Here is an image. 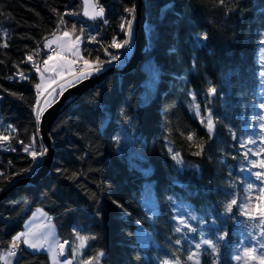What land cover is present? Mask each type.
Segmentation results:
<instances>
[{"label": "trees", "instance_id": "1", "mask_svg": "<svg viewBox=\"0 0 264 264\" xmlns=\"http://www.w3.org/2000/svg\"><path fill=\"white\" fill-rule=\"evenodd\" d=\"M93 2L104 9L103 18L81 14V0H0V136L8 137L0 143V194L39 166L40 156L33 162L23 149L33 136L37 151L42 144L35 118L38 91L45 94L44 108L59 97L46 106L52 90L35 87L41 79L33 63L43 69L52 54L44 47L46 40L66 31L79 38L80 55L90 62L97 56L108 59L105 49L113 55L121 51L110 44L114 37L125 38L121 24L131 19L125 9L137 0ZM145 3L148 54L129 73L102 79L58 117L50 131L55 155L48 175L12 188L0 202V256L34 211H42L51 216L61 245H67L71 264H86L92 257H97L93 264H163L174 256L179 264H196L197 258L199 264H260L264 236L259 217L249 219L238 208L247 203L251 211L248 184L257 181L255 172L264 171L251 163L264 160L259 152L264 83L258 75L264 71V0ZM194 33H207L208 39L196 46ZM29 55L33 61H27ZM82 67L78 62L75 71ZM209 86L217 89L215 96L208 94ZM199 146L202 154L194 155ZM175 152L183 165L172 159ZM149 192L156 211L145 199ZM233 198L237 205L226 213ZM177 216L197 231L179 224ZM77 232L88 237L78 253ZM200 232L218 252L202 245L190 261ZM253 246L256 251L246 256L244 249ZM15 257L14 264L51 261L47 253L22 247Z\"/></svg>", "mask_w": 264, "mask_h": 264}, {"label": "snow or ice", "instance_id": "2", "mask_svg": "<svg viewBox=\"0 0 264 264\" xmlns=\"http://www.w3.org/2000/svg\"><path fill=\"white\" fill-rule=\"evenodd\" d=\"M85 2L87 3V0H85ZM225 2V0H219V3L221 5H223ZM125 11L127 13L130 14L131 19H125L124 23L121 24V31L124 32L125 34V38L122 41H118L115 37L112 39L110 47L111 48H115V49H123L126 46L130 47L131 46V41H132V36H133V22L135 20V6L131 7V8H126ZM85 15H88L87 12H85ZM104 16V9L103 8H99L98 10L94 9V12L92 14V19H96V18H103ZM105 23H107V21H104ZM60 23L63 24V18L61 17ZM75 26H73L74 28ZM69 35L68 32H63V36L67 37ZM59 39V37H57V40ZM94 39V38H93ZM208 39V35L207 33H194L193 34V40L196 44V46H201L203 41H206ZM56 43V40H49L46 42V44L44 45L45 48H51L52 45ZM79 43L80 40L79 38H77V40L71 44H69L67 46L68 50L72 51V54L74 57H77L78 59H69L66 56L63 55L62 52H57V51H53L51 55H47V59H45L43 61V69H41V67L38 64L33 63V67L35 68V71L37 73L40 74V79L41 81L44 80V74L45 72H53L55 73V77L53 79H51L46 86L43 87L42 89V84L38 83L35 85L37 90H41L43 92H49V89H52L51 92H49V95H52L53 97L55 95H60L62 96L64 91L66 90L67 86H75L77 83L82 82L84 79H88L90 78L93 74H97L100 73L101 71H103L105 69V65H110L111 63H113L114 61H119L120 60V56L118 55H113L111 53H109L107 51V49H105V55L107 57H109L106 60H100V57L97 56L95 57V59L93 61H89L87 59L84 58V56L80 55L79 52ZM262 43H264V41H262ZM4 47H7V43H4L3 45ZM59 46V45H58ZM262 51V61H264V48L261 49ZM27 61H33V56L29 55L27 56ZM55 61V62H54ZM83 62V67L77 72V71H73V67L78 63V62ZM262 69H264V63L261 64ZM60 69H65L67 71V76L69 77H75L74 80H68L67 82V86L63 83H60L61 81H65L66 80V75H65V71L64 70H60ZM20 77L22 79H27V77L24 76L23 73L19 74ZM258 75L262 78V83H264V71H261L260 73H258ZM11 79V77H10ZM60 83V87H59V91L57 92L56 89L52 88V85L54 84H58ZM207 92L209 95L211 96H215L217 94V89L213 86H209L207 89ZM42 94L40 91H38V96ZM13 95H15L13 93ZM193 99H195V94L192 93L191 94ZM45 105H48V101H45ZM261 108H264V103L260 104ZM197 108V114H199V105L196 106ZM45 111L44 107H40V103L39 100H37L36 103V111H35V118L37 121H39V119L41 118V116L43 115ZM261 120H264V116H261ZM201 123H204V120H201ZM206 128L207 131L209 133V135L211 136L214 133V123H213V119H212V113H211V109H208V115H207V122H206ZM260 128L262 130H264V123L260 124ZM261 139L264 140V131L261 132ZM189 140H192L193 137L190 135L188 136ZM8 137L7 136H0V143H3L4 141H7ZM36 140V137L33 136V142ZM20 143H23L22 141H20ZM248 143H255L254 139H249ZM241 145L243 146V142H241ZM200 147V151H197L194 153V155H201L202 151H203V146H199ZM25 152H28L29 155L32 157L33 162H36L37 157L38 156H43L46 152L47 149L44 148L42 145L39 149V151H37L32 144L30 145H25L24 149ZM170 153L173 151L171 148H169L168 150ZM261 152H264V148L261 149ZM259 155V153H257ZM248 153H245V156H247ZM172 159L176 162L177 165H183L184 161L180 155L179 152H175L172 155ZM251 163L254 166H258L260 169H264V160H261L259 162V164H257V162L255 160L251 161ZM254 177L256 180L264 182V171H257L254 173ZM253 187V185L251 183L248 184V189L251 190ZM260 192H261V197H258V199H262L264 200V187L260 188ZM115 203V202H114ZM237 205V199L233 198L231 199L230 203H228L225 207V212L226 213H232L233 211V206ZM120 207H122V205H118ZM176 207L178 209H182L183 206L182 205H176ZM259 208V213H258V217H259V224L262 226V230H261V236H264V204H260L258 205ZM151 210V209H150ZM238 211L244 215L249 217V219L255 220L257 217L255 214H253L251 211L248 210V204L245 203L243 205H240L238 208ZM99 214V213H98ZM183 215V213H182ZM176 219L178 220L179 224L183 225L184 227H187L190 229V231L192 232H196L197 229L191 228V225L187 224L186 220L181 218V216H177ZM192 219H196L195 216H192ZM175 231L177 233H180L182 231L181 227H176ZM31 236V232L29 233H24L21 232L19 234H17L16 236H14L12 238L11 241V245L10 248L8 250L7 256L8 257H14L17 254V250L19 249V243L22 238H23V243L25 245H27L29 248L32 249H40L43 247V244H41L39 241L37 240H32L29 239L28 237ZM76 236L78 238V240L80 241L79 243V247L83 248L85 246V242L87 241L88 237L87 236H82L79 234V232L76 233ZM227 236V233H224L223 236L220 237V239H224ZM93 239L95 237H92ZM65 243H67V241H65ZM175 244L180 245L181 244V240L177 239L175 241ZM202 245H207L209 249H211L212 253H217L218 252V246L213 242V240L211 239H205L204 238V234L203 232H200V242L195 244V249L197 250L196 252H191L188 256L187 259L188 260H193L194 257H197ZM61 247V254H63V245L60 246ZM260 247L262 249H264V243L260 244ZM49 251H52V247L51 245H49L48 247ZM75 251V250H74ZM256 251V248L253 247H249V248H245L244 249V253L246 256H251L254 252ZM98 256H103V252H99ZM0 259H5V264H11V262L9 260H7L6 257L4 256H0ZM97 257H92L90 258L86 264H93V261L96 260ZM218 255H217V261H218ZM236 260L240 259V256L237 255L235 257ZM66 264H71V261L68 260L66 261ZM163 264H179V258L174 256V260L172 262L165 260L163 262ZM196 264H199V259H196ZM260 264H264V257H261L260 259Z\"/></svg>", "mask_w": 264, "mask_h": 264}, {"label": "water", "instance_id": "3", "mask_svg": "<svg viewBox=\"0 0 264 264\" xmlns=\"http://www.w3.org/2000/svg\"><path fill=\"white\" fill-rule=\"evenodd\" d=\"M146 0H137L135 5V24H134V34H133V47H132V55L126 61V65H122V67H111L106 71L97 74H93L90 78L84 79L82 82L77 83L75 86H69L63 93L62 96L59 95L57 101L52 105L45 109V112L39 119L38 124V132H39V142L41 145L47 149V152L42 156L41 166L31 174L29 177L21 178L18 182L11 185V188L1 192L0 194V202L5 196L11 191L13 188H17L20 185H30L38 182L42 177L47 176L48 172L52 166V160L54 153V146L52 139L50 137L51 127L56 120L61 115V113L65 112L66 109L74 103L87 91L91 90V88H95L102 79L106 78L108 75L120 74L124 75L129 73L133 68L135 69L140 63L143 61V58L148 53L150 42H148V37L146 32V23H148L146 18Z\"/></svg>", "mask_w": 264, "mask_h": 264}, {"label": "crops", "instance_id": "4", "mask_svg": "<svg viewBox=\"0 0 264 264\" xmlns=\"http://www.w3.org/2000/svg\"><path fill=\"white\" fill-rule=\"evenodd\" d=\"M57 37H59L58 40H57ZM50 40H56V43H54L50 49L52 48L58 49V52H62L63 55L69 59L77 58V57H74L72 54V51L68 50L67 48L69 44L76 41V39H74L72 35L69 34L67 37H64L63 33L59 35L57 34L55 37L51 38ZM76 65L73 67L72 69L73 71H75ZM60 70H64L65 75H66V80L61 81L60 83H63L67 86L68 80L75 79V77L71 78L67 76V71L65 69H60ZM55 75L56 74L53 72H45L44 80L40 81V84H42V89L44 86L47 85V83L51 79L55 77ZM60 83L52 85V88L57 87V89H59ZM30 217L31 218L27 220L26 223L24 224L25 229L22 232L24 233L31 232V236L28 238L39 241L41 244H43V247L40 249L29 248L27 245L23 243V238L20 242H18L19 247H22L24 249L26 248L29 252H32V253H35V252L47 253L49 256V259L51 260L50 264H66V261L70 259L60 253L61 243H60L59 237L57 236V231H56L57 227L54 225V222L51 220L52 219L51 216H48L45 212H42V211H34V213ZM49 245H51L52 251L48 250ZM3 256L6 257L7 260L11 262V264H14L17 261L16 260L17 258L15 256L8 257L7 254L5 253ZM1 261H5V259H1Z\"/></svg>", "mask_w": 264, "mask_h": 264}, {"label": "rangeland", "instance_id": "5", "mask_svg": "<svg viewBox=\"0 0 264 264\" xmlns=\"http://www.w3.org/2000/svg\"><path fill=\"white\" fill-rule=\"evenodd\" d=\"M81 3H82V5H81V14H83L86 18L92 19L91 17H92V14L94 12V9L95 10H98L99 9V8L96 7L95 2H93V0H87V3H86L85 0H81ZM85 12H87L88 15H85ZM134 24H135V22H133V31H134ZM133 34H134V32H133ZM50 39H47L46 42L49 41ZM46 42H45V44H46ZM133 45H134V43H133V36H132L131 46L128 47V48L125 47L123 49H120L121 51L119 52V55H118V56H120V60H119L120 62L119 61H114L110 65H105V69L102 72L106 71L107 69H109L111 67H116V68L120 67L119 64L123 61V59L126 60V61H128V59H126V58H128L129 55L130 56L132 55L131 53H132V47H133ZM260 57H262V51H261ZM68 87L69 86H67L66 89ZM52 99H53V96L50 95L49 98H48V100H49L48 101V104H49V102H52ZM36 142H37L36 140L33 142V139H32V141H30V144H32L35 149H37V143ZM259 142L261 143V145H259V152L261 154L263 153V156H264V152H261V149L264 148V140H262L261 137H259ZM30 144H28V145H30ZM25 153L29 154L28 152H25ZM41 161H42V157L40 156L39 163H38L39 166L41 165V163H40ZM39 166H37V168L34 170V172L38 169ZM261 187H264V182H261V181H258L257 180L253 184V187L251 189V192L253 194L252 196L254 198L253 199L254 204L252 205L253 208L251 209V212L253 214H255V215L256 214L258 215V213H259L258 205H260V203L262 204V202H261L262 199H258V197H261V195H262L261 192H260V188ZM145 199H147V201L149 203L152 202L151 205H152V207H154V211H156V205H155L156 201L154 200V196H153L152 192L147 193ZM255 212H257V213H255ZM83 248H80L79 247V242H78L77 243V247H76L77 250L75 252L78 253V251L82 250ZM63 250H64V248H63ZM60 253H61V250H60ZM62 255H65V253L63 252Z\"/></svg>", "mask_w": 264, "mask_h": 264}, {"label": "built area", "instance_id": "6", "mask_svg": "<svg viewBox=\"0 0 264 264\" xmlns=\"http://www.w3.org/2000/svg\"><path fill=\"white\" fill-rule=\"evenodd\" d=\"M126 48H128V46H126ZM53 51H57V49L56 48H53V49H51L50 50V53H52ZM127 59V58H126ZM120 62V61H119ZM118 62V63H119ZM124 63V64H123ZM125 63H126V60H124L123 59V61L119 64V66L120 67H122V65H125ZM44 96H45V94H40L39 95V97H40V107L42 106V102H44V100H43V98H44ZM39 122V121H38ZM41 163V162H40ZM63 248H64V250H63V252L65 253V250L67 249V245H63Z\"/></svg>", "mask_w": 264, "mask_h": 264}, {"label": "bare ground", "instance_id": "7", "mask_svg": "<svg viewBox=\"0 0 264 264\" xmlns=\"http://www.w3.org/2000/svg\"><path fill=\"white\" fill-rule=\"evenodd\" d=\"M126 65V64H125Z\"/></svg>", "mask_w": 264, "mask_h": 264}]
</instances>
